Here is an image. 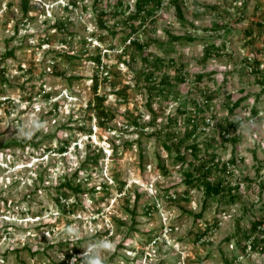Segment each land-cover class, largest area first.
I'll use <instances>...</instances> for the list:
<instances>
[{"label":"rangeland","instance_id":"obj_1","mask_svg":"<svg viewBox=\"0 0 264 264\" xmlns=\"http://www.w3.org/2000/svg\"><path fill=\"white\" fill-rule=\"evenodd\" d=\"M22 1H28L26 16ZM122 1L126 15L132 13L136 0ZM107 2L0 0V60L14 50L13 57L3 62L5 82L0 76V264H70L88 240L104 237L117 245L105 255V264H264V234L253 236L260 246L257 251H242L236 245L246 243L243 234L249 232V220H264V188L259 196V184L264 185V94L259 76L252 72L264 73V0H181L183 21L165 0L155 23L149 22L129 38H138L146 48H127L125 54L129 42L121 36L129 28L124 17H105L109 27L121 32L114 38L98 28L97 15ZM114 2L110 0L111 5ZM65 20V31L53 28ZM260 22L261 30L256 25ZM215 26L223 28L204 31ZM245 30H252V35L246 36ZM98 35H106L105 42ZM186 36L194 41L172 40ZM205 46H213L211 53L218 52L219 57L204 59ZM98 53L104 69L99 72L97 95L104 96L103 107L113 114L107 128L99 127L87 108L94 98L91 57ZM158 59L163 64L155 82L169 79L167 98L150 90L154 82L141 76ZM200 73L213 75L197 85L195 77ZM105 75L108 79L103 81ZM124 89L126 98H119L116 92ZM215 91V98L206 100ZM241 98V108L230 115ZM195 103L203 107L206 123L187 139L186 131L193 127L178 111H191ZM254 104L258 114L253 117ZM33 115L46 121L47 128L22 139L17 128ZM170 116L178 126H168ZM226 118L254 119L259 126L251 133L231 130V139L238 140L222 141L219 126ZM127 121L150 129L137 130ZM79 127L90 129L91 136L74 130ZM161 131L171 133L166 144L173 152L178 149L185 162H175V153L163 147ZM53 136L68 142L65 153L55 152ZM32 140L37 146L13 144ZM211 140L215 142L208 153L224 164L234 161L227 168L230 174L215 170L211 179H222L226 190L238 186L241 199L223 206L224 213L215 212L213 202L196 222L194 216L203 209V190L184 184V173L198 163L186 149L195 143L197 159H203L204 143ZM94 155L98 161L91 165V175L81 173L78 179L84 192H95L78 195V206L65 203L63 212L55 204V189L87 156ZM116 179L124 182L121 191ZM103 185L110 195L97 205L93 199L104 197ZM253 205L254 214L244 215ZM214 217L217 228L195 242L194 234L204 231ZM72 226L79 230L80 239L67 234ZM73 248L81 253L65 260L64 254Z\"/></svg>","mask_w":264,"mask_h":264},{"label":"trees","instance_id":"obj_2","mask_svg":"<svg viewBox=\"0 0 264 264\" xmlns=\"http://www.w3.org/2000/svg\"><path fill=\"white\" fill-rule=\"evenodd\" d=\"M107 8H101L100 9V13H98L97 17V24H98V28L100 31H105L107 36H111V38H114L117 34L121 33V32H117L115 31V29L113 27H109L106 23L105 17L106 16H110L113 18H117L119 16L124 17V24L129 28L128 32H123L121 38L122 40H128L131 36H134L137 34V32L139 31V28L144 27L146 24L150 23H155V15L156 12L161 8V6L163 5V3L165 2V0H136L135 4H134V9L132 11V13H129L128 15H126V10L127 7L124 6V3L122 0H115L114 4L111 5L110 4V0H107ZM179 1L181 0H169V2H171L172 5L175 6L176 11H177V15L180 18L181 21H183V16H182V12H181V8L179 6ZM28 1H22L21 5H22V11H23V16H26L27 12H28ZM72 5H75V2H71ZM109 10V11H108ZM108 11V12H107ZM66 22L67 20L63 21V22H58L56 23L53 28H55L58 31H65L66 30ZM256 25L260 28V30L262 29L263 23H256ZM196 27H193V29H195ZM223 28V27H222ZM222 28H220L219 26H215L212 29H204L205 32L208 31H214V32H218L220 31ZM246 36H251L252 35V30L251 31H244ZM68 34V33H67ZM72 34L70 33L68 36H71ZM106 35H98V40L100 42H105L106 39ZM172 40L178 43H189V42H193L194 39H192L189 36L186 37H172ZM109 47L111 49L114 48V44H110ZM134 47L136 50H143L145 49V45H142L140 43V41L138 40V38H134L129 41V45L128 47H125L123 49V54H125L127 48H131ZM214 47H208L205 46L204 47V54L203 57L204 59L210 58L212 55V57L214 56H218L219 54L218 52H215L214 54L211 53V49H213ZM14 55V50L11 49L9 51H7L3 58L0 60V76L2 77L3 82H5L4 80V76H5V68L4 66V59L5 58H12ZM104 56H107L106 54H104ZM69 58H73V57H69ZM91 60L94 62L95 64V70H94V75L92 77V90H93V95L94 98L92 101H90L88 103V109L90 111H93V113L96 116V120H97V125L99 127L102 128H107V124L108 122H110L113 118V114L110 110L106 109L103 107V99L104 96H100L97 95V88H98V76H99V72L100 69H104V66L102 64L101 61V54L98 53L95 57H91ZM132 61H134L133 56L131 57ZM146 60V59H145ZM163 62L160 61L159 59L157 60V63L152 65V67H149L146 70H143L141 73V76L145 77V80L147 82H154L152 83V85H150L151 87H149L150 90H157L156 93L158 94L159 97L161 98H167V96L170 93V90L168 89L170 87V81L167 78H163L161 79V81H159L158 83L155 82V73L159 71V69L162 67ZM102 72V71H101ZM252 72L255 73V75L259 76V81L258 84H260L261 87V91L264 94V73H258L256 70H253ZM213 75V73H200L198 75H196L195 77V82L197 85H199L200 83L203 82V80L205 78L207 79H211V76ZM108 79L107 75L104 76L103 81H106ZM72 80V79H70ZM181 81L183 79H180ZM116 95L119 98L125 99L126 98V92L125 89L122 91H118L116 92ZM216 91L211 93V95H209L207 97L206 100L210 101L213 98H215L216 96ZM46 97H49V95H46ZM244 98V97H243ZM243 98L239 99L238 101H236L233 104V107L231 108V110L229 111L230 115H234L235 114V110L238 108H241V105L243 103ZM149 106V105H148ZM194 109L190 111L183 109L182 111L179 110L178 114H180L181 116H184V120H186L187 125L192 124V129L186 131V136L185 138L187 139H191L194 138V135L196 133L197 128L199 127V124L204 125L206 123V119L204 116V109L202 106L198 105V104H194ZM58 107V103L54 104V108L56 109ZM245 106H243V109L245 110ZM250 113L251 115L254 117L258 114V109L256 104H254L251 109H250ZM128 126H131L137 130H142L144 132V130H148L150 129V127H148L147 125H141L139 123H137L136 121H127ZM171 124H173L174 126H178V122L177 119L174 118L173 116L168 117V126H170ZM152 126H154L155 124L152 123ZM220 134H221V140L225 141L226 139L230 138V131L232 130L233 132L236 131L239 128V119H224V121H222L220 123ZM77 130L85 135L91 136L92 132L90 129H88L87 131H85V129L83 127H79ZM149 137H153V134H149L147 135ZM227 136V137H226ZM160 139H162V145L164 148H166L167 151H169L170 154H172V150L171 147L169 145L166 144V139H170L171 138V133L169 132H164L161 131L160 132ZM166 138V139H165ZM50 139L54 140L56 142V148H55V152L58 154H63L66 152V146L68 145V142H62L60 141V139H58L56 136L50 137ZM238 139L234 138L231 139V141L236 142ZM215 141L211 140L208 142L204 143V148L206 150L205 153V157L203 159H197L196 156V152H197V145L194 143L192 145H190V147H188L186 150L191 152V154L193 155L194 160H197L198 163L197 165H193L192 169L190 171H187L184 173L185 176V180H184V184L187 186H194L197 187L199 189L203 190V209L202 212H200L198 215H195V221L197 222L199 219H201L203 212H205L207 210V206L210 207L211 204L214 202L216 204V209L215 212L217 213H224L225 209L223 208V206H233L235 205L237 202L240 201L241 199V195L239 194V187L235 186L229 189H225L224 185H223V180L222 179H218L217 181H213L211 179V177L213 176L212 173L213 171L217 170L221 173H223L224 175H228L230 174V172H228L227 168L228 166H230V164L233 165L234 161L233 159H231L228 163L224 164L221 163L219 161V159H217V156L214 153H208L207 149L211 148L213 143ZM16 144L17 146H21L24 147L27 144H31L33 147L37 146L38 143H34V141H20L19 143H13ZM10 145V144H9ZM173 153H175V162H185L186 161V157L184 155H180L178 149H176ZM98 161V157L96 155H94L93 157H89L87 156V158L85 159V161L78 167V169L75 170V172L72 175H69L68 177H65L63 179V182L55 189L57 192V198L55 199V204L60 207L62 209L63 212H66V204L68 203V206H78V195L80 194H93L95 191H89V192H84L82 190V181H80L79 175L81 173H86L87 176L91 175V172L93 171V168L91 167V165L96 164ZM216 162V163H215ZM220 167V168H219ZM158 169H160V173L162 175H166L167 171L164 169V167L162 165H158ZM117 187L118 190L121 191V189L124 187V182H119L117 181ZM256 183V182H254ZM103 187V191H104V197L102 198H98V199H93L95 201V203H97V205H100L103 201H105V199L110 195V193L108 192V188L107 186H102ZM249 187L251 188V186L249 185ZM260 187V192H259V196H261V192L264 188L263 184H259ZM185 195V194H184ZM71 197L75 198L73 202H70ZM60 200L64 201V204H60ZM60 209V210H61ZM255 209V205H253L251 208L248 209V211L246 210V212L244 213V215L247 214H254V210ZM150 209H147V211ZM133 219V218H132ZM133 223H135L133 221ZM263 224H264V220L259 217L256 218L254 221H248V225H249V232L244 233L243 234V239L246 241V243L244 245H240V241H237L236 245H238L242 251H245L247 248H249L251 251H257L258 248L260 247L258 245V243H256L255 239L253 238L254 235H256L257 233L260 234H264V230L263 228ZM218 226V219L216 217L213 218V221L210 225H208L206 227V229L204 231H197V233L194 234L195 236V242H198L202 239L205 238V236L209 233L212 232L213 230H215ZM133 228V227H132ZM238 233V229H236V234ZM231 241V238H227L226 242L229 243ZM248 242V243H247ZM16 253V252H15ZM81 251L77 248H73V251L70 254H64V258L65 260H69L70 258H72L74 255L80 254ZM36 254H33V257ZM236 258V257H235ZM62 264H65V262H63Z\"/></svg>","mask_w":264,"mask_h":264},{"label":"clouds","instance_id":"obj_3","mask_svg":"<svg viewBox=\"0 0 264 264\" xmlns=\"http://www.w3.org/2000/svg\"><path fill=\"white\" fill-rule=\"evenodd\" d=\"M239 119V130L251 133L259 125L254 119ZM47 128V122L41 120L38 116L33 115L31 118H26L22 125L17 128L18 135L22 139H31L36 133L43 132ZM70 238L78 240L81 238L79 230L75 227H68L66 229ZM116 241L104 237L97 239H90L82 247L83 252L78 257H73L70 264H105V255L109 252H114L116 249ZM61 259L63 255L60 254Z\"/></svg>","mask_w":264,"mask_h":264},{"label":"built area","instance_id":"obj_4","mask_svg":"<svg viewBox=\"0 0 264 264\" xmlns=\"http://www.w3.org/2000/svg\"><path fill=\"white\" fill-rule=\"evenodd\" d=\"M131 41V39H128V42Z\"/></svg>","mask_w":264,"mask_h":264}]
</instances>
